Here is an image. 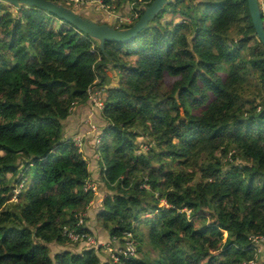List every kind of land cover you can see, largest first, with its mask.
<instances>
[{
    "label": "trees",
    "instance_id": "1",
    "mask_svg": "<svg viewBox=\"0 0 264 264\" xmlns=\"http://www.w3.org/2000/svg\"><path fill=\"white\" fill-rule=\"evenodd\" d=\"M154 1L103 0L137 3L139 19ZM90 89L104 104L96 181L65 132ZM90 212L108 255L64 234L95 237ZM128 233L135 256L119 252ZM259 235L264 46L247 0H173L105 54L52 13L0 1V264H249Z\"/></svg>",
    "mask_w": 264,
    "mask_h": 264
},
{
    "label": "water",
    "instance_id": "2",
    "mask_svg": "<svg viewBox=\"0 0 264 264\" xmlns=\"http://www.w3.org/2000/svg\"><path fill=\"white\" fill-rule=\"evenodd\" d=\"M16 9L23 6L35 7L52 13L61 20L71 24L77 30L88 35L99 42L102 53L105 54V44L107 42L114 43H130L137 36L149 27L150 23L161 13V11L169 5L173 0H155L150 6H143V16L129 28H115L106 23L100 24L97 21L83 17L73 8L67 7L60 2L52 0H0ZM248 9L252 19V23L256 32V36L264 46V14L260 6V0H247Z\"/></svg>",
    "mask_w": 264,
    "mask_h": 264
},
{
    "label": "built area",
    "instance_id": "3",
    "mask_svg": "<svg viewBox=\"0 0 264 264\" xmlns=\"http://www.w3.org/2000/svg\"><path fill=\"white\" fill-rule=\"evenodd\" d=\"M66 2H69L70 4L74 5V6H84L86 4H89V3H96L99 5V8L101 10H104V11H115L117 8L116 6H111V5H108V4H105L103 2V0H93V1H86V0H64ZM137 3H130V8H131V12H130V16L129 18L123 20V18L121 16H114V15H111L112 17H114L115 19H118L119 22H121V25H126V26H129V25H132L135 23V21H137L139 19V9H137ZM144 6V5H143ZM143 6L141 8H143ZM261 6V5H260ZM140 8V9H141ZM262 8V7H261ZM263 10V8H262ZM263 14H264V10H263ZM110 16V17H111ZM116 22H118L116 20ZM134 22V23H133ZM123 23V24H122ZM89 102L95 107L97 108L98 110L102 111L103 107H104V104L100 98V94H101V91L100 90H96V91H93L92 89L89 90ZM73 141L75 142V145L77 146V148L82 151L83 149V146H84V139L83 137H80V136H76L73 138ZM100 143V135L97 134V137H96V146L98 147ZM26 186V182H22L15 190H14V196H13V199L12 201H17L18 200V197L20 196V194L22 193V191L24 190ZM85 191H93L94 193H98V186L96 185V183H94L92 180L88 181L86 186H85ZM15 199V200H14ZM87 216V213H83L80 215V220H79V223H78V226H81L83 225L84 223V218ZM64 234L73 242V243H87L88 245L90 246H98V241L97 239L94 237V236H91V235H88L86 233H78L74 230H70L68 228H65L64 230ZM126 246H125V250H119L120 253H124L126 256H135L136 255V244H135V241L132 239V234L128 233L126 234ZM117 240H114L113 242L116 243ZM252 242L255 246V259L252 260L249 264H257L256 263V260H257V254L259 252V247L261 245H264V235H259V236H253L252 237ZM106 247L109 248V245L107 244ZM114 257V256H113ZM114 260L115 262H119V258L118 257H114Z\"/></svg>",
    "mask_w": 264,
    "mask_h": 264
},
{
    "label": "crops",
    "instance_id": "4",
    "mask_svg": "<svg viewBox=\"0 0 264 264\" xmlns=\"http://www.w3.org/2000/svg\"><path fill=\"white\" fill-rule=\"evenodd\" d=\"M89 15L90 13H88L87 16ZM115 20L116 19H113V18H107L104 22L105 23L109 22L110 25L111 23L114 25L116 24L114 23L116 22ZM97 22L100 23V21L98 20ZM99 117L100 115H99V112L96 110V108L90 102H87V104L83 106L74 107L71 118L65 123V132L67 136H72L73 138L76 136L83 137L84 149L82 150V152L84 153V157L86 158L92 170V173H93L92 179L94 181L99 179L98 175L96 174L98 170V165H97L96 160L99 159V156L96 155L95 157H93V148H94L95 140L97 137V133L101 131V128H100L101 127L100 125L101 117L100 118ZM87 124L90 125L89 128L85 126ZM99 202L100 201L98 198V200L95 201L93 207L97 208L100 205ZM87 217L90 218V221L88 223L89 228L91 229V231L94 232L95 237L98 238V242L100 244H103L106 247V245L109 242L106 232L102 229V227L100 226V223L96 221L93 213L91 212L88 213ZM258 249H259V252L257 254L256 263L264 264V245H261Z\"/></svg>",
    "mask_w": 264,
    "mask_h": 264
},
{
    "label": "rangeland",
    "instance_id": "5",
    "mask_svg": "<svg viewBox=\"0 0 264 264\" xmlns=\"http://www.w3.org/2000/svg\"><path fill=\"white\" fill-rule=\"evenodd\" d=\"M66 2V1H65ZM67 4H69L74 10H76V12L78 13V14H81V15H83V17H87V18H90V19H93V20H95L96 19V21L98 20V21H100V23H105L104 21L107 19V18H113V19H115L114 17H109V16H111V15H114V16H121L122 18H123V20H125V19H127V18H129V16H130V12H131V8H130V3H122L119 7L117 6V4H116V10L115 11H111V10H109L108 12L107 11H104V10H101L100 8H99V5L98 4H96V3H89V4H86V5H84V6H74V5H72V4H70L69 2H66ZM260 5H261V7L263 8V10H264V0H260ZM80 12V13H79ZM88 13H90V15L89 16H87L88 15ZM111 14V15H110ZM106 16V17H105ZM118 22H114V23H116V24H112L111 23V25L113 26V27H117V28H120V27H123V26H126V25H124L123 23V25H121V22H119V20L118 19H116ZM115 20V21H116ZM136 22V21H135ZM134 23V22H133ZM108 25H110V23L108 22L107 23ZM110 25V26H111ZM112 76H113V80H114V82H117L118 81V79H117V76L116 75H114L113 73H112ZM87 128H89L90 127V125H85ZM101 136V135H100ZM99 147V146H98ZM98 147H96V148H98ZM31 182H32V180H30V181H27L26 182V188H28L29 186H30V184H31ZM15 200V199H14ZM75 244V243H74ZM137 248H138V245H137ZM144 249L145 250H147L148 249V246H146V247H144ZM105 252H106V255H108V254H110L109 252H110V250H108V248H105V250H104Z\"/></svg>",
    "mask_w": 264,
    "mask_h": 264
},
{
    "label": "clouds",
    "instance_id": "6",
    "mask_svg": "<svg viewBox=\"0 0 264 264\" xmlns=\"http://www.w3.org/2000/svg\"><path fill=\"white\" fill-rule=\"evenodd\" d=\"M116 28V27H115Z\"/></svg>",
    "mask_w": 264,
    "mask_h": 264
}]
</instances>
